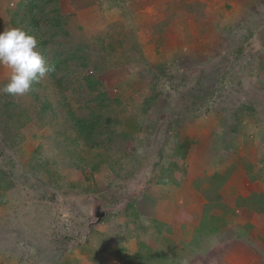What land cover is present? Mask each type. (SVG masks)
Segmentation results:
<instances>
[{"label": "rangeland", "instance_id": "374dc122", "mask_svg": "<svg viewBox=\"0 0 264 264\" xmlns=\"http://www.w3.org/2000/svg\"><path fill=\"white\" fill-rule=\"evenodd\" d=\"M25 1L0 0V33L12 27L10 10ZM191 2L205 5L200 24L184 11ZM94 4L74 13L67 34L42 33L49 41L48 63L78 47L86 58L85 66L72 59L57 73L61 84L49 73L36 87L53 110L39 113L29 93L14 102L24 109L20 118L6 119L0 91V173L8 184L0 199V264H105L108 246L121 262L117 242L127 232L151 242L157 217L182 215L200 198L207 205L226 202L223 174L246 158L256 169L253 192L264 193V0ZM166 10L178 14L174 25L149 42L142 26ZM117 22L126 41L106 52L107 28ZM8 78L0 66V90ZM89 108L100 111L101 123L95 141L87 143L66 113L83 117ZM257 198L244 201L258 209ZM225 202L213 211L200 209L198 217L203 212L208 220L197 234L202 246L180 250L188 252L183 260L264 264L261 231L218 222ZM98 211L105 213L100 220ZM231 242L242 249H225Z\"/></svg>", "mask_w": 264, "mask_h": 264}, {"label": "trees", "instance_id": "16d2710c", "mask_svg": "<svg viewBox=\"0 0 264 264\" xmlns=\"http://www.w3.org/2000/svg\"><path fill=\"white\" fill-rule=\"evenodd\" d=\"M95 1L99 2L101 0H26L25 2L20 3L19 8H17L18 10L16 9V11L14 12L10 10L9 23L12 27H10L9 29L21 28L28 34L35 36L38 40V46L42 49L40 51L48 63V57L50 55L47 53L46 48L49 41L48 39H46V37L44 38V34L42 33H45V31H51L57 34H67V25L74 13L95 6ZM183 8L186 15L193 18L198 24H200L199 22L202 21L201 19L206 17L205 5L200 2L186 3ZM175 15L176 17H178L177 13H171L166 10L158 20H154L149 24L143 25L142 29L145 30L144 34L146 35L148 41L156 43V35L159 36L160 34L165 33L167 29L170 28V26L174 25V23L172 22ZM161 27H163V29H160ZM5 28L8 29V27ZM119 28H121L120 31H118ZM123 29V25H121L119 22L111 23L108 26L106 31L107 36L105 37V39L109 43H107V45L103 47L106 52H108L109 50L111 52L118 51L117 48L121 47L123 45V42L126 41V35ZM80 49L81 47H78L76 52L68 58H58L57 56H53L51 58V61L48 64L54 65L56 68L55 72L50 73L52 79L56 80L57 73H59L63 68H67L68 66L69 69V65L72 59L78 61L81 66L86 65V58L84 57V54H79V52L82 51H79ZM125 50L126 49L123 48L122 53H125ZM95 79L96 76L94 75L88 76L85 80L88 82V84L92 85L95 83ZM6 84L7 82L2 85V89ZM39 84L34 85V90L30 92L33 96H35V100L37 101L39 106V113H42L47 109L53 110L54 106L49 102L43 103L35 92V89L37 86H39ZM58 84H61V82L57 81V85ZM2 96L3 100L5 101V112H8L6 119L19 117V113L24 109L21 108L22 105L15 104L14 102L17 101V98H21L9 96L4 94L3 92ZM66 107L68 109L70 106L67 104ZM89 109V112L83 117L77 116L71 109L66 113V116H69V121L76 129L78 136L84 139L87 143L95 141V133L100 130L99 128L101 123L100 111L96 110L95 108ZM53 115L55 116L56 113L53 112ZM7 190L8 184L5 183V177L3 176V174L0 173L1 200L5 198L4 194ZM261 196L262 194L255 195V198L258 197L256 202L263 206L262 209H264V199H261ZM127 234L128 237L130 236L131 238H134V233L127 232ZM136 236H138V234ZM199 238L200 236H198V238H196L194 242V245L196 244V248L201 247L202 244ZM138 241L139 247L137 252L130 253L128 249L120 250V254H123L122 264H180L175 259L172 260V258L170 257V253L166 254L161 250L154 251L150 247H147L141 240ZM197 243L199 244L197 245Z\"/></svg>", "mask_w": 264, "mask_h": 264}, {"label": "crops", "instance_id": "0c3cea01", "mask_svg": "<svg viewBox=\"0 0 264 264\" xmlns=\"http://www.w3.org/2000/svg\"><path fill=\"white\" fill-rule=\"evenodd\" d=\"M240 158L241 160H244L245 155ZM249 159L248 158L245 159L246 163L244 161L242 163L233 162L231 167L228 170H226L227 172L223 174L224 175L223 179H225V182L223 184H220L221 186L220 189L222 191L221 192L222 197L226 196V199L223 198L224 200H226V202L223 200L220 202L213 201L207 205L208 203L207 200L204 201V199L202 200V198L199 199V196L194 193L191 196L193 202L194 203L197 202L196 198L201 200L200 204L199 203L197 204L198 207L187 208L185 209L182 215H173L172 218L171 217L165 218L162 215L157 217L156 218L157 224L161 226L159 229L157 224L156 226L153 225L151 226V231L154 232L150 240L151 242H149V240L146 239L143 240L144 244L147 247H150L154 251L161 250L164 251L166 254L170 253V257L172 258V260L175 259L180 264H188V262L186 263V261L183 260L185 257L184 255L187 254L188 252L182 254L180 250L182 249L189 250L191 249V247H193L195 239L197 238V234H199L200 231L202 230V227H204V222L208 221L203 219L204 217L203 212L198 217L200 209L203 207L205 209V207L210 206L213 211V209H217L218 206L221 208L222 202L227 203L225 204L227 206H226V211L219 212L222 217L218 222H223V224H225L226 221V223L229 225H231L232 223L240 224L242 226L241 228L242 231H244L245 228L251 227L255 230L257 228L258 232L261 231L262 238H264V209H262L263 206L260 205V207L257 209L256 205L253 206L252 203H250L251 204L250 205L249 203L247 204L244 201L247 200V196L255 197V195H258L259 193V192H253L255 191L256 188H258L259 185L257 182L252 184L251 179H253L254 177L256 179L257 174L255 173L256 169L254 163L251 162V159L250 160ZM251 167H252V171H251ZM212 185H214V182ZM256 190L258 191V189ZM260 191H264V190H260ZM262 196H264V193L262 194ZM263 198L264 197H261V199ZM237 199L238 202L240 203L239 205L235 204ZM241 211L242 212L244 211V215L241 214L237 215L239 213H233V212H241ZM214 213H218V211L212 212V214ZM208 224L210 223L208 222ZM224 231L226 232V230ZM205 232H207V229L204 228V233ZM126 238L123 240V242H117L119 244L121 243L119 249H128L130 253L137 252L139 247V241L138 239H136L137 237L135 236L134 238H131L129 236ZM180 243H185V244L181 246ZM231 243L225 245L224 246L225 249H232V251H235L236 250L235 248L238 247L242 249L241 245L238 244V246H236L235 243L233 244ZM241 243L243 242H240V244ZM116 251L117 250H111V248L108 246V248L104 252L105 264H113V261L114 263L122 264V259L120 262ZM232 253L233 252H231L230 255Z\"/></svg>", "mask_w": 264, "mask_h": 264}, {"label": "clouds", "instance_id": "9594fccd", "mask_svg": "<svg viewBox=\"0 0 264 264\" xmlns=\"http://www.w3.org/2000/svg\"><path fill=\"white\" fill-rule=\"evenodd\" d=\"M37 49L36 37L21 28L0 33V66L9 73L8 82L0 91L12 97H23L49 73L56 71Z\"/></svg>", "mask_w": 264, "mask_h": 264}, {"label": "water", "instance_id": "95a60500", "mask_svg": "<svg viewBox=\"0 0 264 264\" xmlns=\"http://www.w3.org/2000/svg\"><path fill=\"white\" fill-rule=\"evenodd\" d=\"M105 216V213H103V212H97L96 213V217L98 218V220H100L101 218H103Z\"/></svg>", "mask_w": 264, "mask_h": 264}]
</instances>
